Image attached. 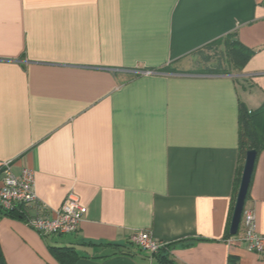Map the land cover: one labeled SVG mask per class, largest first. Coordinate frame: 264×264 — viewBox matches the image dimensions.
<instances>
[{
  "label": "crops",
  "instance_id": "1",
  "mask_svg": "<svg viewBox=\"0 0 264 264\" xmlns=\"http://www.w3.org/2000/svg\"><path fill=\"white\" fill-rule=\"evenodd\" d=\"M227 34L251 50L240 67L180 66ZM262 104L264 0H0V163L33 170L50 214L69 194L86 207L46 236L25 224L33 206L0 210V264H61L63 248L74 264H166L131 243L140 230L174 264H264L228 228L239 106ZM256 153L244 210L264 233Z\"/></svg>",
  "mask_w": 264,
  "mask_h": 264
},
{
  "label": "built area",
  "instance_id": "2",
  "mask_svg": "<svg viewBox=\"0 0 264 264\" xmlns=\"http://www.w3.org/2000/svg\"><path fill=\"white\" fill-rule=\"evenodd\" d=\"M0 164L3 172L0 184V208L2 210H11L16 205H22L24 208L33 206L35 211L26 215L25 224L41 235L72 234L77 230L79 221L86 212V207L81 205L76 197L69 194L60 209L50 214L47 207L36 199L33 170L22 167L18 174H14L8 161ZM240 225L243 229L242 240L246 250L264 256V233L259 232L255 227V215L252 210L243 209ZM130 241L140 250L150 254L160 252L167 247L166 242L141 230L134 231L130 236Z\"/></svg>",
  "mask_w": 264,
  "mask_h": 264
},
{
  "label": "trees",
  "instance_id": "3",
  "mask_svg": "<svg viewBox=\"0 0 264 264\" xmlns=\"http://www.w3.org/2000/svg\"><path fill=\"white\" fill-rule=\"evenodd\" d=\"M223 44L224 50L217 64L213 66H206L195 71L196 73L205 74H228L232 69L240 67L248 58L251 50L244 46L239 40L234 38V34H227L223 37L217 38L208 44L206 47ZM204 46V47H205ZM208 59L207 57H205ZM161 71H176L175 68L166 66L160 68ZM178 71V70H177ZM238 149L240 155V166L238 169V177L235 183V193L238 188L240 174L242 170V164L245 153L248 149H255L258 152L264 145V104L254 110H248L243 105L239 106V117H238ZM255 152V153H256ZM257 154V153H256ZM1 170V168H0ZM5 214H15L23 216L24 207L22 205H16L11 210H2ZM26 218V216H24ZM167 247L160 250V252L152 253L161 262L166 264H174L167 258L166 251ZM63 256H60L61 264H74L77 254L72 248H63Z\"/></svg>",
  "mask_w": 264,
  "mask_h": 264
},
{
  "label": "water",
  "instance_id": "4",
  "mask_svg": "<svg viewBox=\"0 0 264 264\" xmlns=\"http://www.w3.org/2000/svg\"><path fill=\"white\" fill-rule=\"evenodd\" d=\"M256 150L255 149H248L245 153L243 164H242V170L240 174L239 184L234 200V205L232 209V215H231V221H230V227L229 233L230 235H234L237 233L241 221V216L243 213L245 200L248 192V187L251 181V176L255 164L256 159Z\"/></svg>",
  "mask_w": 264,
  "mask_h": 264
},
{
  "label": "rangeland",
  "instance_id": "5",
  "mask_svg": "<svg viewBox=\"0 0 264 264\" xmlns=\"http://www.w3.org/2000/svg\"><path fill=\"white\" fill-rule=\"evenodd\" d=\"M223 50V44L212 45L210 47L205 46L199 51L194 52L191 57H189L190 59L188 58V63L184 65L180 64V66L190 72H195L197 69L205 68L206 66H213L218 63Z\"/></svg>",
  "mask_w": 264,
  "mask_h": 264
}]
</instances>
